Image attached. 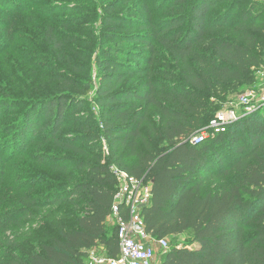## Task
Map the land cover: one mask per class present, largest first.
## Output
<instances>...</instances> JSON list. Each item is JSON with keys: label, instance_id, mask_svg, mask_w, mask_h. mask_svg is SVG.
I'll list each match as a JSON object with an SVG mask.
<instances>
[{"label": "trees", "instance_id": "1", "mask_svg": "<svg viewBox=\"0 0 264 264\" xmlns=\"http://www.w3.org/2000/svg\"><path fill=\"white\" fill-rule=\"evenodd\" d=\"M131 2L103 6L102 39H81L87 49L63 50L56 33L45 32L60 51L57 82L44 74L47 81L22 103L20 124L12 130L15 135L22 129L17 146L42 130L77 158L49 163L38 157L39 165L68 174L65 184L20 193L14 215L0 216V226L56 207L46 215L47 238L32 247L15 243L17 251H11L13 244L2 249L0 264H84L98 245L116 257L117 226L106 227L117 192L114 169L150 180V201L141 216L152 238L189 239L187 245H171L159 264H264V109L202 142L190 141L222 104L255 83L264 48V0H161L153 9ZM243 3L248 9L233 18ZM156 12L168 14L157 18ZM69 53L93 56L98 83L81 90L99 108L96 139L106 143L105 159L97 152L100 145L89 149L78 139L91 127L80 125L78 140L59 138L72 125L69 101L80 104ZM162 55L168 60L157 68ZM10 96L3 86L0 103ZM151 106L157 127L148 123ZM117 216L127 218L125 206Z\"/></svg>", "mask_w": 264, "mask_h": 264}, {"label": "rangeland", "instance_id": "2", "mask_svg": "<svg viewBox=\"0 0 264 264\" xmlns=\"http://www.w3.org/2000/svg\"><path fill=\"white\" fill-rule=\"evenodd\" d=\"M112 1L0 0V92L3 90V86L8 87L11 91L10 100L7 98L5 102L0 103V216L14 215L12 205L19 198V194L29 192L31 186H36L34 193H45L55 190L57 188L56 182L65 184L64 181H66L68 174L53 171L48 166L39 165L38 157L47 159L49 163L77 158L76 154L47 139V134H43L42 130H39L37 138L26 146H17L16 143L22 129L15 135L12 130L20 121L25 109L22 103L30 99L29 97L38 88L39 83L47 81L44 74L52 75L51 82H57L56 77L61 69L60 61L57 59L60 51L50 43L45 32H55L57 39L63 45V50L68 51L69 48L82 50L87 45L80 41L81 39L86 38L85 41H89L92 40L93 36L94 43L102 39L100 16L103 6ZM119 1L121 0H114L115 3ZM135 1H139L143 5L147 3L153 9L152 7H156L161 0ZM168 5L169 3H167ZM238 5L239 8L233 13V18L237 17L241 11L248 9V5L245 3ZM167 14V12H156L154 16L162 18L166 17ZM105 41H108L107 38ZM78 53L81 54V52ZM261 54L262 62L258 67H264V48ZM68 55L74 61L73 68L75 70H68L73 72L72 81L75 82L78 91L75 98L80 100L77 101L80 104H77L75 100L69 101L70 107L73 109L70 114L72 125L64 129L59 138L61 141H68L69 138H76V135L80 133V125L83 128L84 126L91 127V133L81 134L82 136L78 139L89 149L93 148L95 144L100 145L97 152L105 159L107 156L106 143L102 137L99 140L96 139L98 136L96 128L101 127L97 123L99 121L97 118L99 108L92 100L91 93L85 95L86 93L81 90L98 83L93 56H90L89 60L83 57L75 58V54L71 53ZM166 60H168L167 56L162 55L155 67H162L161 63ZM135 78L138 79V77ZM142 79L139 76V81ZM256 82L259 81L255 80L251 86L257 84ZM130 84L127 83L125 86ZM236 106L237 95H233L218 110ZM237 109L241 112V107ZM148 112L149 125L157 127L158 116L155 107L151 106ZM91 119L96 121V127L93 126ZM141 128L143 134L146 135V124H143ZM7 131L10 132L5 134ZM42 135L46 138H41ZM72 172L69 170V173ZM207 187L206 184L205 188ZM65 207L71 208L67 205ZM55 210L56 207L43 209L38 213L34 212L27 219L22 218L20 221L0 226V253H3L4 250L2 249H6L12 244L11 251H17L20 245L25 247L28 244L32 247L36 243L46 240L45 231H49L46 228L49 222L46 215ZM113 226H117L114 215L109 217L106 222V227ZM167 242L169 247L171 245L181 246L189 244V239L186 235L181 234L167 238ZM15 243L18 246H15ZM149 244L155 249L152 264H159L163 251L158 246L157 239H149ZM84 264H89L87 259Z\"/></svg>", "mask_w": 264, "mask_h": 264}, {"label": "built area", "instance_id": "3", "mask_svg": "<svg viewBox=\"0 0 264 264\" xmlns=\"http://www.w3.org/2000/svg\"><path fill=\"white\" fill-rule=\"evenodd\" d=\"M256 82L237 95L236 107L217 111L207 126L194 135L190 141L194 144L206 140L209 136L225 132L227 127L247 114L264 109V67L255 69ZM117 177V192L112 207L117 222L118 254L108 257L103 246L92 247L88 251L89 264H152L155 249L149 244L153 239L145 230L141 209L150 201L151 182L145 177L137 178L123 170L114 169ZM125 206L127 218H119L118 207ZM158 246L165 253L169 246L167 238L157 239Z\"/></svg>", "mask_w": 264, "mask_h": 264}]
</instances>
